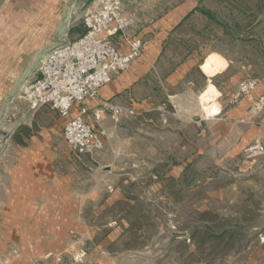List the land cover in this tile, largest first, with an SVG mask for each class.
<instances>
[{
    "label": "rangeland",
    "instance_id": "rangeland-1",
    "mask_svg": "<svg viewBox=\"0 0 264 264\" xmlns=\"http://www.w3.org/2000/svg\"><path fill=\"white\" fill-rule=\"evenodd\" d=\"M91 3L53 0L32 22L18 26L12 45L36 46L31 57L37 68L52 47L79 36ZM16 4L0 0V10L19 12ZM192 7L206 9L213 17ZM124 10L131 20L129 34L144 45L166 18L176 16L179 22L166 33L159 56L163 73L191 58L202 83L201 63L207 62L205 70L214 74L210 62L223 70L227 58L235 66L221 81L238 72L240 79L235 84L219 82L226 106L236 104L230 100L246 78L259 79L258 92L264 91V0H125ZM44 17H50L52 26L42 24ZM1 27L4 35L10 33L5 24ZM24 79L16 86L18 92ZM165 98L158 100L159 109L139 112L116 129L114 171L125 173L129 183L127 200L113 209L124 211L129 229L114 248L132 251L124 254V264H264V153L247 157L243 151L218 159L205 147L202 131L206 128L207 133L209 127L199 123L220 112L217 102L205 108L199 98V115L183 121ZM8 119L5 115L0 120V154L10 139ZM69 151L73 159H86ZM79 253H85L84 264L87 250ZM74 255L68 263L62 257L55 264H72Z\"/></svg>",
    "mask_w": 264,
    "mask_h": 264
},
{
    "label": "crops",
    "instance_id": "crops-1",
    "mask_svg": "<svg viewBox=\"0 0 264 264\" xmlns=\"http://www.w3.org/2000/svg\"><path fill=\"white\" fill-rule=\"evenodd\" d=\"M52 1L47 0L38 14ZM178 22L172 14L166 18L154 39L144 45V57L115 74L101 88L100 98L89 101V120L105 128L108 138L103 150L83 155L85 160L68 155L71 148L64 144L63 120L57 112L48 106L30 109L16 89L36 70L31 57L36 46H30L34 48L30 50L28 46L12 45L11 37L10 44L6 41L0 48V120L8 115L5 127L10 131L0 154V264H55L62 257L68 263L82 249L87 250L84 264L125 263L124 254L132 251L114 246L127 233L129 222L123 210L113 208L127 200L129 179L125 173L114 171L113 138L121 121L159 109L161 96L179 110L180 120L190 121L203 109L198 102L200 84L205 89L213 83L219 91L215 101L220 112L199 122L209 127L207 133L206 128L202 131L209 153L218 159L233 158L256 142L264 144V110L254 111L247 98L230 107L220 100L223 92L219 82L235 84L240 79V72L233 73L230 80L220 79L232 71V60L224 56L227 66L223 70L210 62L216 69L214 74L205 70L207 62L201 63L202 83L196 71L194 74L196 61L191 58L162 72L159 56L163 39ZM42 24L47 28L53 21L44 17ZM114 39L121 50H128L120 34ZM101 100L120 106L121 113L113 116L103 111ZM95 112L101 114L98 121Z\"/></svg>",
    "mask_w": 264,
    "mask_h": 264
},
{
    "label": "built area",
    "instance_id": "built-area-1",
    "mask_svg": "<svg viewBox=\"0 0 264 264\" xmlns=\"http://www.w3.org/2000/svg\"><path fill=\"white\" fill-rule=\"evenodd\" d=\"M125 0H92L83 16L85 32L74 40L55 45L40 59L36 70L20 86V97L30 109L48 106L63 120V137L72 151L92 154L106 146L108 132L89 120V101L100 98L101 88L115 74L128 69L144 57V43L129 34L131 20L124 10ZM121 35L128 50H121L115 36ZM259 79L239 82L230 102L247 98L256 112L264 110V91L259 93ZM102 109L117 116L120 106L101 100ZM96 121L101 114L94 113ZM1 142V138H0ZM245 156L264 153V144L256 142L244 149ZM85 253H77L72 264H81ZM60 260V258H59Z\"/></svg>",
    "mask_w": 264,
    "mask_h": 264
},
{
    "label": "water",
    "instance_id": "water-1",
    "mask_svg": "<svg viewBox=\"0 0 264 264\" xmlns=\"http://www.w3.org/2000/svg\"><path fill=\"white\" fill-rule=\"evenodd\" d=\"M46 1L47 0H17L15 6L19 12H15L9 7L0 10V48L15 34L12 33V30L16 32L18 26L29 22L42 9ZM9 2L12 3L11 1ZM4 24L6 29L10 31L7 35L2 33L3 29L1 26H4Z\"/></svg>",
    "mask_w": 264,
    "mask_h": 264
},
{
    "label": "bare ground",
    "instance_id": "bare-ground-1",
    "mask_svg": "<svg viewBox=\"0 0 264 264\" xmlns=\"http://www.w3.org/2000/svg\"><path fill=\"white\" fill-rule=\"evenodd\" d=\"M218 93L219 91L213 83L208 84V86L200 92L199 95L202 106L206 108L211 101L215 100Z\"/></svg>",
    "mask_w": 264,
    "mask_h": 264
},
{
    "label": "trees",
    "instance_id": "trees-1",
    "mask_svg": "<svg viewBox=\"0 0 264 264\" xmlns=\"http://www.w3.org/2000/svg\"><path fill=\"white\" fill-rule=\"evenodd\" d=\"M196 10H200L201 12H203V13H205V14L211 16V17H213L212 14H211L210 12H208L206 9L196 7V8H194V10H192V11L194 12V11H196ZM188 15H189V14H188ZM73 31H74V30H73ZM84 32H85V27H84V29L82 30V32L79 34V36L82 35Z\"/></svg>",
    "mask_w": 264,
    "mask_h": 264
}]
</instances>
